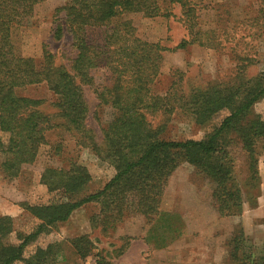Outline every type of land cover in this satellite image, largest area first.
Instances as JSON below:
<instances>
[{
    "label": "trees",
    "instance_id": "16d2710c",
    "mask_svg": "<svg viewBox=\"0 0 264 264\" xmlns=\"http://www.w3.org/2000/svg\"><path fill=\"white\" fill-rule=\"evenodd\" d=\"M43 1L0 0L1 173L6 178L17 177L24 165L34 162L40 147L47 144L46 132L55 127L48 115L36 109L40 100L16 93V88L41 83L56 94L61 115L76 130L85 128L84 85L93 89L99 105L113 109V117L103 130V158L114 171L99 190L74 199L92 179L87 167L70 160L65 167L44 169L41 183L50 192L61 190V196L45 205L21 203L38 223L32 232L17 234L18 243L9 240L14 231L13 218L0 216V264H50L58 252V242L37 247L27 257L25 249L86 204L99 206L90 220L102 231L114 229L134 215L142 216L147 223L152 221L162 214V195L182 161L211 184L212 206L219 216L241 214L242 197L232 182L228 146L233 137L237 138L255 161V148L260 142L264 154V121L253 110L264 99V70L254 79H246L247 66L237 65L239 78L236 75L231 83L193 91L187 97L170 91L158 95L151 88L160 73L164 52L183 50L192 44L213 45L212 31L198 27L197 9L202 0H70L55 10L63 12L55 36L69 34L76 50L70 70L56 66L54 55L47 49H43L41 65L14 50L11 29L29 24L34 7ZM175 6L179 7L187 34L173 48L159 41L142 40L135 35L130 21H118L125 13L167 17ZM96 26L105 27L100 44L90 43L85 37V28ZM97 69L106 70V82L95 83L93 73ZM176 107L191 111L200 122L215 113L226 114L201 139L161 137L147 114H166ZM89 243L87 235L70 240L79 257L89 254ZM229 258L228 264H264V240L257 247L247 246L242 233L233 237Z\"/></svg>",
    "mask_w": 264,
    "mask_h": 264
},
{
    "label": "rangeland",
    "instance_id": "374dc122",
    "mask_svg": "<svg viewBox=\"0 0 264 264\" xmlns=\"http://www.w3.org/2000/svg\"><path fill=\"white\" fill-rule=\"evenodd\" d=\"M70 0H45L34 7L29 24L14 26L11 39L17 55L31 57L42 64L43 49L54 55L56 66L70 70L76 55L69 34L55 36L63 12L55 10ZM262 0H202L197 9L198 27L212 31V46L192 44L183 50L166 51L160 73L151 85L163 95L184 94L225 85L235 80L237 65H246L245 78L254 79L264 70V11ZM170 16L145 17L125 13L118 21H130L135 35L149 42L159 41L173 48L187 34L178 6ZM105 27L85 28L88 42L100 44ZM251 58L240 59L239 57ZM96 84L107 81L105 69L94 73ZM239 78V76L237 75ZM78 81V79H76ZM16 93L40 100L36 109L48 115L55 127L46 132L34 162L24 165L14 178L0 170V216L13 218L14 231L9 240L18 243L17 234L35 229L38 220L25 211L21 203L45 205L58 199L61 190L50 192L41 183L44 169L65 167L70 160L84 164L91 181L74 199L99 190L112 176V166L104 160L103 130L113 117V109L101 106L90 86H83L87 114L82 131L72 128L61 115L56 94L46 83L16 88ZM182 104L183 101H180ZM147 114L153 128L166 139H201L225 116L215 113L200 122L188 110ZM264 121V99L253 107ZM232 158L233 184L240 189L242 212L221 217L212 206L211 184L187 162L182 161L169 177L160 203V214L150 222L140 215L125 218L114 229L102 231L90 218L99 210L95 203L76 209L69 219L38 236L25 249L31 255L37 247L58 242V252L50 264H228L233 237L242 233L247 246L260 247L264 240V154L261 143L255 148V161L233 137L228 146ZM87 235L89 254L74 251L70 240ZM146 238L149 246L141 239ZM15 264H23L16 262Z\"/></svg>",
    "mask_w": 264,
    "mask_h": 264
},
{
    "label": "crops",
    "instance_id": "0c3cea01",
    "mask_svg": "<svg viewBox=\"0 0 264 264\" xmlns=\"http://www.w3.org/2000/svg\"><path fill=\"white\" fill-rule=\"evenodd\" d=\"M104 185V184H103ZM103 187V186H102ZM141 242L143 243V244H145L146 246L149 244V241L146 239V238H144L143 240L141 239ZM149 246V245H148Z\"/></svg>",
    "mask_w": 264,
    "mask_h": 264
}]
</instances>
